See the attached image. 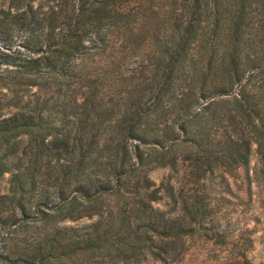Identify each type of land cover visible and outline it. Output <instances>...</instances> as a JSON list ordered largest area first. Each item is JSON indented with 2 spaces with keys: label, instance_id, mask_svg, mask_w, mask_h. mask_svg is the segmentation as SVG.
Masks as SVG:
<instances>
[{
  "label": "trees",
  "instance_id": "16d2710c",
  "mask_svg": "<svg viewBox=\"0 0 264 264\" xmlns=\"http://www.w3.org/2000/svg\"><path fill=\"white\" fill-rule=\"evenodd\" d=\"M33 1L0 2V264H181L190 239L252 264L193 186L264 165V0Z\"/></svg>",
  "mask_w": 264,
  "mask_h": 264
},
{
  "label": "rangeland",
  "instance_id": "374dc122",
  "mask_svg": "<svg viewBox=\"0 0 264 264\" xmlns=\"http://www.w3.org/2000/svg\"><path fill=\"white\" fill-rule=\"evenodd\" d=\"M6 0H0L5 5ZM45 7L51 0H35ZM32 87L31 90H33ZM9 172L0 175V194L7 190ZM150 178L160 185V201L157 202L163 209L172 206L169 196V184L176 186L175 175L167 167H154L149 171ZM200 183L193 188L202 193L210 209V219L204 223L205 227H217L223 232L231 233L232 237L247 234L251 239L248 256L252 264H264V165L258 159L252 145L247 164L237 167L233 174L220 170H213L201 178ZM185 190L188 185H184ZM173 192L175 188L173 187ZM90 218H80L77 223L89 221ZM66 222H74L66 220ZM187 252L181 264H204L207 259L209 243L199 239L187 241ZM223 254L220 252L219 256ZM207 262H210L207 260ZM142 264H161L152 260Z\"/></svg>",
  "mask_w": 264,
  "mask_h": 264
}]
</instances>
